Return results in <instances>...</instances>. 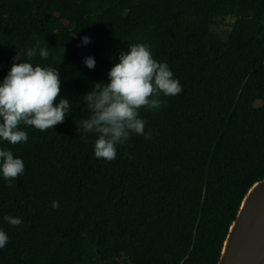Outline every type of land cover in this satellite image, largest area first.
I'll return each instance as SVG.
<instances>
[{
    "label": "trees",
    "instance_id": "16d2710c",
    "mask_svg": "<svg viewBox=\"0 0 264 264\" xmlns=\"http://www.w3.org/2000/svg\"><path fill=\"white\" fill-rule=\"evenodd\" d=\"M137 42L183 90L139 110L150 139L96 158L83 95ZM37 43L49 56L30 62L58 68L71 111L47 131L21 125L27 142L0 139L25 165L12 186L0 173V264H217L264 179V0H0V83Z\"/></svg>",
    "mask_w": 264,
    "mask_h": 264
},
{
    "label": "clouds",
    "instance_id": "9594fccd",
    "mask_svg": "<svg viewBox=\"0 0 264 264\" xmlns=\"http://www.w3.org/2000/svg\"><path fill=\"white\" fill-rule=\"evenodd\" d=\"M89 42L88 36L82 38V44ZM37 51L42 59L49 56L48 49L38 43L27 49V60L21 58L19 50L0 83V139L11 145L27 142L28 135L21 130V125L47 131L63 123L71 111L69 99L60 98L56 103L61 86L58 68L30 62ZM17 60L19 63L15 62ZM84 63L89 69L95 68L91 56L85 57ZM107 76L108 83L97 82L91 92L83 95L90 115L80 123L83 133L97 134L95 157L112 161L116 158L117 146L125 145L132 133L151 138V130L145 131L139 110L166 106V101L160 99L161 94L175 96L183 89L167 63L153 58L147 43L129 44V50L120 52L119 61L108 70ZM24 169L21 158L15 157L11 150L0 149V173L9 186L24 174ZM51 206L59 207L58 201H53ZM4 219L12 226L23 223L21 218L11 215ZM8 239L6 232L0 229V248L6 246Z\"/></svg>",
    "mask_w": 264,
    "mask_h": 264
},
{
    "label": "water",
    "instance_id": "95a60500",
    "mask_svg": "<svg viewBox=\"0 0 264 264\" xmlns=\"http://www.w3.org/2000/svg\"><path fill=\"white\" fill-rule=\"evenodd\" d=\"M217 264H264V179L245 195Z\"/></svg>",
    "mask_w": 264,
    "mask_h": 264
},
{
    "label": "rangeland",
    "instance_id": "374dc122",
    "mask_svg": "<svg viewBox=\"0 0 264 264\" xmlns=\"http://www.w3.org/2000/svg\"><path fill=\"white\" fill-rule=\"evenodd\" d=\"M214 28H215V30L223 33L224 30H228L230 27L227 25H224V24H219V25L215 26Z\"/></svg>",
    "mask_w": 264,
    "mask_h": 264
}]
</instances>
